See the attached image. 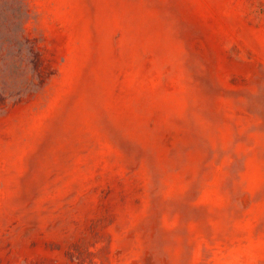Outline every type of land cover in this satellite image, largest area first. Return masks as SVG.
Here are the masks:
<instances>
[{
	"label": "rangeland",
	"instance_id": "1",
	"mask_svg": "<svg viewBox=\"0 0 264 264\" xmlns=\"http://www.w3.org/2000/svg\"><path fill=\"white\" fill-rule=\"evenodd\" d=\"M0 264H264V0H0Z\"/></svg>",
	"mask_w": 264,
	"mask_h": 264
}]
</instances>
